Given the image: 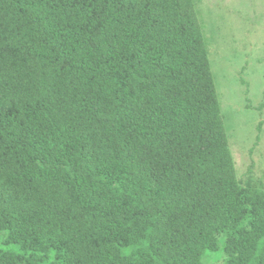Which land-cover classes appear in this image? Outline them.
Listing matches in <instances>:
<instances>
[{
    "label": "trees",
    "instance_id": "16d2710c",
    "mask_svg": "<svg viewBox=\"0 0 264 264\" xmlns=\"http://www.w3.org/2000/svg\"><path fill=\"white\" fill-rule=\"evenodd\" d=\"M217 252L264 264V186L237 177L196 0H0V264Z\"/></svg>",
    "mask_w": 264,
    "mask_h": 264
},
{
    "label": "rangeland",
    "instance_id": "374dc122",
    "mask_svg": "<svg viewBox=\"0 0 264 264\" xmlns=\"http://www.w3.org/2000/svg\"><path fill=\"white\" fill-rule=\"evenodd\" d=\"M196 6L237 177L264 186V0H196ZM223 257L206 254L208 264H223Z\"/></svg>",
    "mask_w": 264,
    "mask_h": 264
}]
</instances>
